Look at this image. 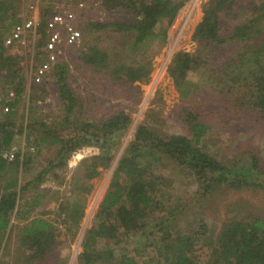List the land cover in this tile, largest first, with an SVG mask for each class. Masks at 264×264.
<instances>
[{
  "label": "trees",
  "instance_id": "obj_1",
  "mask_svg": "<svg viewBox=\"0 0 264 264\" xmlns=\"http://www.w3.org/2000/svg\"><path fill=\"white\" fill-rule=\"evenodd\" d=\"M185 2L140 0L135 9L138 19L133 23H86L81 28L82 37L84 31L86 38L91 37L82 42L81 59L92 67L110 70L118 79L148 82L152 70L150 63L127 64L113 60L97 43L98 35L105 28L114 27L118 31H133L136 44L153 41L160 36L155 32L157 24L162 20L171 23ZM247 4H252L249 14L225 34L222 14L231 11L234 5L243 6L239 0H208L202 7V17L194 28L193 38L211 48L208 52L177 51L167 72L183 93L194 91V82L186 79L187 74H200L205 86L209 84L215 88L212 95L218 94L227 103L243 104L255 110L264 122V59L261 56L264 41L260 44L250 41L257 32H262L264 0L257 5L256 0ZM16 9L17 0H0V24L6 27L5 30L13 25ZM49 12L44 10L43 19ZM229 41L243 43L245 47L237 54V59L223 58L217 63L216 59L210 58L213 48L220 50ZM38 45H42V41H38ZM0 48V60L10 61L12 55L6 52L1 41ZM58 60L50 70L64 108V117L58 127L40 120H30L25 127L15 122L21 78L12 80L17 82L12 85L16 88L14 96L4 102L8 111L0 112V264H4L1 257L12 235L19 252L12 264H43L52 255L53 248L62 242L61 235L67 245L74 242L91 188L90 180L110 166L131 123V116L123 110L100 120L87 121L80 113L79 98L69 86L68 67ZM16 71L17 68H13V78L19 77ZM226 93L231 94V98ZM208 105L215 115L223 114L218 100L209 99ZM229 111L240 113L241 109L236 106ZM183 114L191 137L183 134L159 136L145 124L135 128L116 161L92 224L85 231L78 254L80 264H264L262 217L246 215L226 220L214 240L207 239L209 227L197 211L198 222L192 228L181 229L178 220L181 198L179 192H175L177 175H183L186 185H195L197 203L199 196H208L222 186L235 189L264 186V167L258 155L250 151L243 164H225L201 144L210 128L199 121V112L184 110ZM22 129L26 131L28 144L34 146L36 152H39L41 142L57 146L53 160L25 181L19 176L22 163L18 156L8 161L2 155L11 148ZM35 131L39 132V139L33 137ZM89 145L97 147L99 153L78 163L71 194L59 201L55 210L58 219L53 221L47 216L51 210L44 209L39 200L42 195L36 189L51 170L58 178L56 170L63 169L72 154ZM163 160H170L180 171L166 176ZM55 222L64 225L63 232ZM107 238L113 246L101 243ZM131 240L136 244L129 250L123 249V244ZM115 248L124 251L117 253ZM54 258L57 259V255Z\"/></svg>",
  "mask_w": 264,
  "mask_h": 264
},
{
  "label": "rangeland",
  "instance_id": "obj_2",
  "mask_svg": "<svg viewBox=\"0 0 264 264\" xmlns=\"http://www.w3.org/2000/svg\"><path fill=\"white\" fill-rule=\"evenodd\" d=\"M62 1L42 0V12L45 9L48 11L57 10ZM138 1L140 0H86L85 8L76 12L78 26L81 30L90 21L133 23L138 19L135 10ZM207 1L186 0L171 23L168 24L166 20H162L157 24L155 32L160 36L154 38L153 41L136 44L133 31H118L114 27H107L99 33L97 43L109 52L113 60L127 64H135L139 61L150 63L152 70L148 76V82H129L125 78L118 79L110 70L98 69L84 63L81 59V52L84 50L82 42L91 37L86 38L87 32L85 31L78 45L65 47L63 54L59 56L58 61L68 67L69 86L79 98L82 104L80 113L87 121L100 120L123 110L131 116V123L120 140V145L114 153L110 166L103 170L99 168L102 170L101 175L90 180L91 188L74 242L67 245L64 235H61L59 239L62 242L53 248L52 255L48 256L43 264H80L78 254L85 231L92 224L93 216L108 187L118 157L139 124H145L159 136L183 134L191 137L192 134L184 119L183 111H198L199 121L207 124L210 128L208 136L201 142L208 153L225 164L239 162L238 164L241 165L247 160L248 152L252 151L260 157L264 167V122L255 110L249 109L243 104L227 103L222 96H217L218 94L212 95L215 88L210 87L209 84L205 86L198 73H188L186 76L187 80L194 82V91L180 92L178 84L167 72L169 63L177 51L195 53L201 50L208 52L211 48L193 38L194 28L201 20L202 7ZM239 1L243 7L234 5L231 11L222 14L225 34H228L235 25L242 21L252 8V4L250 6L247 4L250 0ZM260 3L261 0H256L255 5ZM27 15V0H17L13 24ZM260 23L262 32H257L256 36L250 40L257 44L264 41V20H261ZM2 26L3 24H0L1 43L13 25L8 30ZM41 29L42 27H40ZM93 36L96 38L95 35ZM41 46L34 38L29 37V44L25 47L6 48V52L12 55L10 61L4 63L0 60V112L4 111V102L14 96H10V93L16 89L12 88V85L17 82L12 80L21 78V96L15 105L14 118L17 124L22 123L24 127L30 120H40L47 125L58 127L64 117V108L50 72L47 78L39 83H33L31 78V71L40 61L37 53ZM213 49L210 51V58L216 59L215 61L219 63L223 58L237 59V54L241 53L245 47L243 43L229 41L224 48ZM261 56L264 59V53ZM13 68L15 70L17 68L16 73L19 77L13 78ZM203 87H205L204 91ZM8 89H10L9 92H7ZM226 95L231 98V94L226 93ZM209 99L220 102L223 114L219 112L218 115H215L210 110ZM225 106L229 108L225 109ZM236 106L241 109L240 113L229 111ZM39 135V132L35 131L33 137L39 139ZM28 143L25 129H22V132L15 137L12 143L19 149L17 156L22 163L19 168V176L23 181L32 179L40 169L53 160L57 150L56 145L41 142L39 152H36V148L33 146L34 148L31 150L30 146L32 145ZM98 153L99 149L94 145L86 146L72 154L63 169L56 170L59 174L58 178L54 176L52 170L47 173L46 178L39 184L36 191L42 195L39 200L42 201L44 209L51 210L47 214L50 219L53 221L55 218L58 219L55 210L59 201H64L71 194L70 187L78 163ZM162 162L163 174L166 176L172 172L176 174L180 171L170 160ZM262 183H264V177ZM175 188V192L178 191L181 198L178 209L181 229L192 228L198 222L196 219L199 217H195L197 211L200 217H204L209 227L208 240L215 239L221 224L226 220L246 215L264 218V186L239 189L222 186L208 196H199V203L196 201L197 188L194 184L186 185L183 175H177ZM28 194L30 195V193ZM193 204L194 207H192ZM55 224H59L60 230L64 231V225L59 222H55ZM101 243L113 246L109 238ZM133 244H136V241L131 240L124 243L123 249L129 250ZM115 249L117 253L124 251ZM18 254L15 236L12 235L1 260L4 264H12L14 256ZM200 254L203 255V252ZM54 255H57V259L54 258Z\"/></svg>",
  "mask_w": 264,
  "mask_h": 264
},
{
  "label": "built area",
  "instance_id": "obj_3",
  "mask_svg": "<svg viewBox=\"0 0 264 264\" xmlns=\"http://www.w3.org/2000/svg\"><path fill=\"white\" fill-rule=\"evenodd\" d=\"M85 6L86 0H63L57 10L49 12L43 19L42 0H27V17L13 24L3 38L2 44L5 48L12 49L27 46L29 37L34 38L36 42L42 41V46L37 53L40 61L31 71L33 83H39L47 78L66 46L79 44L82 35L76 12L83 10ZM40 27H42L41 30ZM10 96H13L12 92ZM4 111H8V106L4 107ZM30 148L33 150V146ZM18 150L12 145L2 155L11 161L18 155Z\"/></svg>",
  "mask_w": 264,
  "mask_h": 264
}]
</instances>
